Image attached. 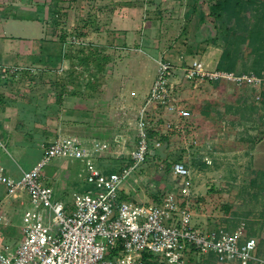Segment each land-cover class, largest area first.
I'll return each mask as SVG.
<instances>
[{"label":"rangeland","instance_id":"obj_1","mask_svg":"<svg viewBox=\"0 0 264 264\" xmlns=\"http://www.w3.org/2000/svg\"><path fill=\"white\" fill-rule=\"evenodd\" d=\"M141 1H112V14L126 15L120 11L121 2L140 8ZM206 1L212 3L215 0ZM179 2H176L178 7ZM185 4L181 3V6ZM151 5L152 0H149L148 8L142 7L141 15L137 16L135 23L141 28H82L87 17V12L82 11L77 17L79 28H61L68 39L76 34L83 36L87 42H93L95 45L89 50L107 58L102 69L92 64H81L77 57L80 48L74 47L71 48L73 64L66 60L60 66L42 68L41 65H34L36 71L33 73L15 75L9 72L8 81H0V93L21 90L26 94L25 99L36 106H49L46 112L48 127L44 129L45 134L36 138L44 136L43 139L50 142L58 134L100 136L109 144L106 155L97 157L100 167L105 170L107 166H119L130 160L127 150H131L137 142L136 113L153 84L158 59L169 57L179 67L181 55L186 60L192 57L204 59L209 51L205 60L208 62L206 66L211 68L216 48L222 50L223 47L214 22L207 21V28H193L196 17L166 15L163 16L162 28H158ZM127 14L134 13L128 10ZM131 17L134 19V16ZM148 19L151 22L146 28ZM111 20L114 21L112 17ZM232 24L227 22L224 26ZM61 29H58L56 37L60 36ZM197 31L201 32L198 37L195 35ZM4 69L1 71L4 72ZM180 73L181 70L176 68L172 77L180 103L201 98L210 105L211 100L219 98L222 102L233 91L231 85L223 91L207 83L190 85L180 78ZM252 90L251 86L242 88L236 104L244 98L249 104L254 95ZM9 96L5 95L4 103L11 102L8 101ZM19 101L25 103L23 99ZM77 106L84 111H77ZM240 106L237 111L233 108L228 113L222 104L214 107L213 115L219 121L214 126L218 130L215 136L209 134L211 127H200L192 116L185 121L172 117L174 124L181 129L172 132L167 143L161 140L157 153L150 155L124 182L123 192L138 202H156L176 184L172 166L168 169V164L185 159L191 166L193 186L189 200L194 221H198V225L204 223L205 226L227 228L244 223L247 229L256 231L258 236L255 237L259 239V234H264V115H259V110L264 111V106L257 104L255 109ZM150 118L151 127L155 128L169 117L161 113L150 114ZM193 138L198 139L195 147L191 144ZM122 145L126 147L125 157H116ZM204 155H209L211 162L203 161ZM21 163H24L23 160ZM254 178H259L262 190L252 183ZM86 184L91 186L87 181ZM72 203L73 200L70 205ZM200 262L204 264L206 260Z\"/></svg>","mask_w":264,"mask_h":264},{"label":"built area","instance_id":"obj_2","mask_svg":"<svg viewBox=\"0 0 264 264\" xmlns=\"http://www.w3.org/2000/svg\"><path fill=\"white\" fill-rule=\"evenodd\" d=\"M148 2L142 0L144 9ZM72 42L89 44L80 37H73ZM179 65L165 56L158 59L153 84L136 113L137 142L127 150L130 160L117 169L106 172L96 163L97 157L109 151L108 142L96 140L89 145L66 134H58L48 143L37 164L23 170L20 178L7 175L0 166V182L8 193L16 195L23 189L31 198L23 215V238L15 247L0 245V264H196L208 256L226 264H264V255L258 254V239L245 235L244 223L227 228L194 222L189 200L191 166L185 159L172 163L176 184L160 201L143 203L122 196L124 182L162 144L159 137L149 136L150 114L169 117L155 127L159 133L177 126L172 117L185 121L192 116L174 89L176 68L181 70L180 78L194 86L220 79L251 86L264 82V71L235 73L208 68L201 60H186L182 55ZM8 69L15 75L36 71V67L23 65ZM191 144L197 146L198 139L193 138ZM125 149L122 145L116 157L124 158ZM57 157L82 159L85 180L91 185L88 191L73 192L71 206L54 200L53 188L45 182L43 169ZM202 160L211 162L209 155Z\"/></svg>","mask_w":264,"mask_h":264},{"label":"crops","instance_id":"obj_3","mask_svg":"<svg viewBox=\"0 0 264 264\" xmlns=\"http://www.w3.org/2000/svg\"><path fill=\"white\" fill-rule=\"evenodd\" d=\"M112 1L118 0H0V71L5 68L4 72H0V81H6L10 77L7 69L10 65H41L43 68L49 65L60 66L68 60L62 53L67 46L56 37V33L61 28H79L77 18L79 11L87 12L82 28H141L136 23L137 16L142 12V1L139 2L140 8L130 6L129 2H121L120 11L126 15L119 13L113 15ZM180 1L178 7L177 0H152L151 8L157 17L158 28H162L163 16L166 15H182L186 18L193 16L197 18L193 28L208 27L207 20H202L196 10L201 0ZM181 3L186 4L181 6ZM128 10L134 14L128 15ZM131 16H134V19ZM147 22L146 28L149 27L151 20L148 19ZM60 32L64 31L61 29ZM200 33L197 31L196 37ZM88 43L91 46L95 45L93 42ZM72 44L73 48L78 47L73 42ZM221 52L220 47L216 48L211 68L217 67ZM208 53L209 51L204 55L205 58ZM205 58L192 57L206 65L208 62ZM20 91L16 89L9 94L0 93V166L4 167L7 175L14 178H20L23 170L37 164L46 144L51 142H46L44 136L35 137L45 134L44 129L48 127L46 112L49 106H36L34 102L25 99L26 94ZM5 95H10L8 100L11 101L10 104L4 103ZM19 99H23L25 103L21 104ZM36 108L37 112H44V117L34 113ZM77 111L84 110L77 106ZM70 135L80 143L89 145L96 140H105L97 135L86 136L77 133ZM22 160L24 163H21ZM96 163L100 167L98 160ZM119 166H107L105 171L117 169ZM43 174L45 182L53 188V199L63 201L68 206L73 192H84L89 187L85 181L84 161L79 158H54L44 167ZM174 187L175 184L171 189ZM123 194L124 197H128L125 192ZM30 206L31 198L26 190L18 189L16 195H13L8 193L6 185L0 182V245L8 244L12 247L18 245L23 238V215ZM194 222L197 225L199 223L196 220Z\"/></svg>","mask_w":264,"mask_h":264},{"label":"trees","instance_id":"obj_4","mask_svg":"<svg viewBox=\"0 0 264 264\" xmlns=\"http://www.w3.org/2000/svg\"><path fill=\"white\" fill-rule=\"evenodd\" d=\"M196 10L199 12V16L202 20L214 22L216 33L220 35L223 41L221 44L223 46L222 52L220 54L217 68L226 69L235 73L251 70L256 73L264 71V0H215L212 3L202 0L197 4ZM217 21H219V24H217ZM227 22H233L232 26H224ZM73 37L77 38L80 36L74 34ZM72 38L68 39L65 32H62L59 36L62 44L67 46L63 49V57L68 59L71 64L74 63V55L71 53V48H73ZM214 41L216 42L215 39ZM78 47L80 50L77 57H79V62L81 64H92L98 69H102L107 59L105 55L98 56L96 53L90 51L89 49H92L93 47L89 44L78 45ZM230 85L233 87V91L228 94L226 99L222 102L219 98H215L211 100L210 105H208L205 100L196 98L193 102L183 103L191 111L192 117L197 120V124L200 125V127L204 129L211 127L209 133L211 136H215L218 132L217 128H214L216 123L219 122L213 115V109L215 106L222 104L224 106V111L227 113L233 108L234 111L240 109L242 107L240 104L244 107H250L251 109H255L257 104L264 106V82L260 86H251L246 83L238 85L224 79L216 80L212 83V86L219 91L225 90L226 86ZM248 86L253 87L252 91L254 92L250 103L247 104L246 98H244L240 103L238 102V104H236L241 89ZM34 113L38 116L41 115L44 117V112H37V108ZM263 113L264 111L259 110V115L263 116ZM151 120L152 119L149 118L148 128L151 139L159 137L167 143L172 132L179 131V128L181 129L179 126L172 125L167 133H159L158 130L151 127ZM24 131L26 132L27 129ZM157 150L158 149L155 150L154 154L157 153ZM170 166H172L171 163L168 164V169ZM108 172H110V170ZM252 183L258 186L261 185L259 178H254ZM122 196L124 197L125 195L123 194ZM160 200L161 197L157 198L156 201ZM245 235L258 236L255 230L247 229L246 227ZM263 252L264 234H259L258 254L264 255ZM205 260V263L207 264H226L216 262L211 256H208ZM200 261L204 260H199L196 264H202ZM148 263L151 262L148 261Z\"/></svg>","mask_w":264,"mask_h":264}]
</instances>
